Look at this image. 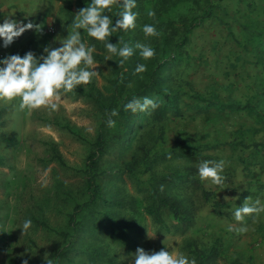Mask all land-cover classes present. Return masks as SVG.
<instances>
[{"label": "rangeland", "instance_id": "obj_1", "mask_svg": "<svg viewBox=\"0 0 264 264\" xmlns=\"http://www.w3.org/2000/svg\"><path fill=\"white\" fill-rule=\"evenodd\" d=\"M258 1L250 5V0H225L221 5L227 11L215 10L222 17V13H228L224 22L214 17L194 30L185 45L184 62L188 69L184 72L183 66L175 68L169 79L172 89L180 87L177 112H169V117L163 119L165 129L148 121L140 131L144 135L132 143H119L112 136L116 133L115 124L110 127L107 123L111 117L104 115L100 104L86 95L94 85L106 98L112 86V64L107 57L99 58L104 53L96 47L92 66L96 75L90 83L78 86L81 92L59 90L54 101L57 110L41 107L29 112L20 110L18 98L0 100V155L4 158L0 164V264H23L24 260L46 264L44 257L54 259L63 244L57 232L39 226L33 217L45 218L60 230L66 226V215L73 205L67 196L80 195L83 178L77 169L84 166L90 143L73 135L67 127L76 129L89 142L100 128L108 130L112 138L101 159L102 168L108 170V188L140 199L143 207L149 205L152 190H160L162 196L180 203L182 208L179 220L163 206L157 208L159 220L149 211L138 212L140 216L136 215V224L128 236L134 243L130 239L123 243L106 238L109 254L105 253V258L116 253L115 258L110 257L111 264H133L138 248L149 252L168 248L174 255L184 254L196 262L207 255L201 264H264V212L248 215L242 222L235 221L232 215L248 198L250 204L257 199L264 203V147L255 150L249 139L243 146L232 145L239 141L245 127L257 126L244 115L215 112L197 99L203 96L206 100L223 101L237 93L236 87L245 88L250 83L256 88L264 84V66L254 63L256 58L251 54L253 42L249 40L246 49L238 44L246 28L253 30L255 25L258 31H264V15L254 11ZM44 2L29 22L31 29L8 47L0 44V59L23 56L29 51L39 58L46 55V47H60L61 40L72 30L71 14L75 16L90 0ZM192 4L191 12L195 13L205 7L204 1ZM263 5L261 0L260 8ZM149 8L143 4L136 26L151 24V15L144 17ZM25 20L20 19V23L24 25ZM80 31L82 40L93 46L84 30ZM125 119L128 124L127 116ZM146 132L148 137L144 139ZM253 134L250 127L242 135ZM258 134H254V139L257 137L264 144V132ZM53 146L69 168L56 161ZM169 151L172 156L165 157ZM174 151L183 155L177 156ZM145 158L150 159L147 166ZM202 160L226 162L221 185L200 180L198 166ZM124 165L135 166L136 177L120 172ZM205 191L211 193L212 201L206 200ZM217 201L220 206L214 204ZM127 214L131 215V211ZM26 219L32 224L24 234L21 227ZM230 225L233 231L228 230ZM241 227L247 231L240 232ZM83 235L76 236L78 247L86 242ZM103 263L108 264V260Z\"/></svg>", "mask_w": 264, "mask_h": 264}, {"label": "trees", "instance_id": "obj_2", "mask_svg": "<svg viewBox=\"0 0 264 264\" xmlns=\"http://www.w3.org/2000/svg\"><path fill=\"white\" fill-rule=\"evenodd\" d=\"M197 1L199 3H203L204 1L205 7L201 12H191L193 8L192 3L196 4ZM223 1L225 0H137V7L133 11L138 12V9V16H141L140 10L143 8V4L146 7L150 6L145 12L144 17H148L149 13H154V15L150 16V21L151 24L156 26L159 36L146 37L143 33V28L139 27V24L133 29L127 31L118 30L112 33L107 38L111 43H118L119 38H122L124 42L134 48V54L128 58L123 66H119L118 64L121 58L106 56L107 50L104 47L103 41L89 37L93 45L104 53L98 55L99 58L106 60L107 57V61L112 64L114 75L111 78L112 86L108 89L110 94L106 98L102 96L100 90H96L94 85L86 91V95L97 101L104 115H108L115 121L116 133L112 134V136L117 137L116 139L119 143L124 140L132 143L140 134L144 135L140 131L150 120L153 121V124L157 128H164L165 123L163 119L169 117L167 116L169 112H177L180 87L172 89V86L169 85L170 75L172 72L174 73V69L177 67L183 66L184 72L188 69L189 66L184 62L186 59V55L184 54L185 45L190 41L195 29L208 19L214 17L224 22L223 17L228 13H222V17L219 13L215 12L217 8L221 11H227L221 5ZM251 2L254 5L256 0H250ZM119 10V0L112 5L110 11L105 10V14L110 16L113 24L118 18L117 13ZM229 14L232 15L233 13ZM73 19L74 15L71 14V20L73 21ZM260 25L261 21L259 19ZM253 28L256 32L250 28H246L238 44L239 46H244L246 49L248 48L247 44L249 40H251L253 42L251 54L256 58L254 63L260 62L264 66V31H258L255 25ZM137 43L150 45L155 49V55L148 60H144L139 56V50L135 49ZM110 57L112 58L111 60L109 59ZM138 64H146V71L140 74L135 73V68ZM245 86V88L236 87L237 93L228 96L223 101H216L210 98L206 100L203 96H198L197 99L203 100L204 106L214 108L215 112H225V114L233 115L241 114L254 120L257 127L254 129L250 124L244 130L252 127L254 134L259 135L258 133L264 132V84L256 88H252L250 83ZM75 90L76 92H81L79 87L75 88ZM235 90L229 92V95L234 93ZM145 96L157 100L159 107L155 110L150 109L148 112L133 113L130 110H124V105L128 101L133 98L142 99ZM114 109L118 111V115L112 117L111 112ZM2 114L3 110L0 109V117ZM125 116L129 120L128 124L126 123ZM67 128L73 135L90 143V150L85 164L77 169V172L83 178L80 195L67 196V199L73 205L72 209L67 212L66 226L60 230L52 227L45 218L33 217L36 224L57 232L63 240V244H61L55 255V264H105L103 263L105 260H108V264H111L113 259H110V257L115 258L116 253L105 258V253L109 254L106 238L126 243L130 239L128 236L129 232L133 229V224H136V215H139L138 212L141 210L149 211L159 220L160 212L157 208L163 206L169 209L174 219L179 220L181 218L182 208L180 203L170 200L167 196H162L160 190L153 189L149 205L143 207L140 199L137 200L130 194L124 192L122 194L108 188V185L105 184L108 170L103 169L101 165V159L108 151L109 142L112 138V136L110 138L108 130L104 131L100 128L94 140L89 142L76 129L72 127ZM238 130H242V128ZM244 130L238 136L239 141H233L232 145L235 147L243 146L245 141L249 139V142L254 145L255 150H261L264 144L257 137L254 139L256 136L254 134L253 137L243 136ZM147 137L146 132L144 139ZM52 149L56 161L61 166L69 168V165L66 163L64 157L60 155L57 148L53 146ZM174 152L177 156L183 155L181 151ZM172 154L169 151L164 156L170 157ZM144 160V164L147 166L150 159L145 158ZM3 163L4 158L0 155V164ZM134 167L133 165H124L121 167L120 172H127L131 177H136V169ZM107 188L108 191L106 190ZM204 195L207 201H212L211 193L205 191ZM214 204L216 206L221 205L218 201ZM135 209L138 211L136 212ZM129 210L131 211V215L127 214ZM80 233L86 236V242L82 241L83 243L81 242L82 244L78 247L76 245V236L80 235ZM130 240L134 241V239ZM78 254L82 257L79 258ZM206 258L207 255H202L197 264H201V261Z\"/></svg>", "mask_w": 264, "mask_h": 264}, {"label": "clouds", "instance_id": "obj_3", "mask_svg": "<svg viewBox=\"0 0 264 264\" xmlns=\"http://www.w3.org/2000/svg\"><path fill=\"white\" fill-rule=\"evenodd\" d=\"M116 0H90L87 7L81 8L71 23V31L66 39L61 40L60 47H46L42 55L37 58L29 51L25 55H9L0 59V100L13 101L18 98L20 110L32 111L41 107H48L50 110H57L58 104L54 102L58 99L59 90L65 93L81 85L91 82L96 75L93 69L95 46H88L82 40L81 31L87 36L104 42V47L111 56L121 58L119 66L134 54V48L119 38L118 43H111L107 38L118 30L127 31L136 27L138 12L133 11L137 7V0H119L118 18L113 24L105 10H111ZM154 15V13H149ZM31 23L22 25L11 19H6L0 23V39L3 46L8 47L14 40L20 37L26 30L31 29ZM143 33L146 37L159 36L157 28L153 24H145ZM135 49L139 50V56L148 60L155 55V49L145 43H137ZM146 64H138L135 73L140 74L146 71ZM159 107L157 100L150 97L133 98L124 105L125 111L148 112ZM118 111L112 110L111 116H117ZM108 126H114L115 121L109 118ZM224 160H202L198 166V175L201 181L210 180L215 185L223 183L221 175L225 168ZM225 199H228L225 197ZM246 199L242 206H239L232 213L235 221L242 222L244 218L251 214L264 212V203L257 199L254 203H248ZM32 221L26 219L21 229L25 234L31 227ZM229 231H233V226H229ZM246 232L245 227L239 229ZM46 264H55V259L49 256L44 257ZM23 264H29L24 260ZM133 264H197L194 258L189 259L184 254L174 255L168 248L160 251H146L138 248L134 255Z\"/></svg>", "mask_w": 264, "mask_h": 264}, {"label": "crops", "instance_id": "obj_4", "mask_svg": "<svg viewBox=\"0 0 264 264\" xmlns=\"http://www.w3.org/2000/svg\"><path fill=\"white\" fill-rule=\"evenodd\" d=\"M44 1L48 2V0H0V23H3L6 19L20 23V19L24 21L26 18L27 21L25 20L24 25H27L35 13L39 12L41 3ZM260 3L261 0L258 1L257 8L254 11L264 15V5L260 8ZM2 43L3 40L0 39V44Z\"/></svg>", "mask_w": 264, "mask_h": 264}]
</instances>
